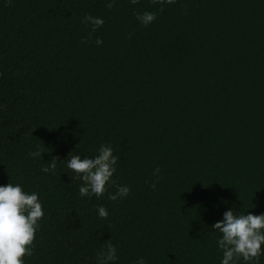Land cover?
Instances as JSON below:
<instances>
[{
  "label": "trees",
  "instance_id": "1",
  "mask_svg": "<svg viewBox=\"0 0 264 264\" xmlns=\"http://www.w3.org/2000/svg\"><path fill=\"white\" fill-rule=\"evenodd\" d=\"M101 146L116 172L81 197L68 159ZM8 183L44 211L25 264H220L223 212L264 213V0H0Z\"/></svg>",
  "mask_w": 264,
  "mask_h": 264
},
{
  "label": "clouds",
  "instance_id": "2",
  "mask_svg": "<svg viewBox=\"0 0 264 264\" xmlns=\"http://www.w3.org/2000/svg\"><path fill=\"white\" fill-rule=\"evenodd\" d=\"M131 2L135 4L138 0ZM137 19L147 26L154 21L155 15L146 12ZM85 22L91 23L93 32L104 23L102 19L91 16L85 17ZM96 43L100 45L102 41L97 39ZM42 154L39 146L36 151L30 153L32 157H40ZM117 160L118 157L109 146H101L99 153L91 158L71 156L67 168L82 181L79 195H95L97 198L102 196L106 186L112 182ZM50 167L55 168V163L52 162ZM49 170V167L42 168L45 173ZM155 172L158 173L159 169ZM129 191L127 186H117L116 193L110 195L109 199L127 197ZM98 215L100 218H107L108 211L101 206L98 208ZM43 216L38 193L25 192L19 184L0 185V264H25L24 257L32 255V245ZM212 228L221 234L217 241V246L222 252L220 264H237L240 259L244 264H258L259 257L264 255V213L234 214V211L229 209L223 212L222 219L212 225ZM116 259L115 246L108 245L106 252L101 255L100 264H115ZM136 264H145V261L141 257Z\"/></svg>",
  "mask_w": 264,
  "mask_h": 264
}]
</instances>
